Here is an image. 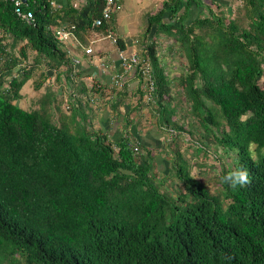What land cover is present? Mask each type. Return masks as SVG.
<instances>
[{
    "label": "trees",
    "instance_id": "1",
    "mask_svg": "<svg viewBox=\"0 0 264 264\" xmlns=\"http://www.w3.org/2000/svg\"><path fill=\"white\" fill-rule=\"evenodd\" d=\"M239 1L233 17L231 7L217 13L201 0H166L150 17L159 32L173 28L166 35L187 60L171 79L156 42L142 36L152 115L185 132L183 144L198 151L191 159L175 142L180 135L167 141L170 171L159 177L150 149L137 144L134 153L131 120L111 140L93 129L82 109L88 98L79 97L93 94L96 108L109 103L115 111L132 94L105 100L108 83L87 85L78 69L71 78L76 54L69 40L56 38L59 28L83 45L91 34L103 36L108 24L93 26L103 0L58 7L25 0L29 20L16 15L13 1L0 0V264H264V0ZM192 5L198 11L191 16ZM117 45L124 48L119 39ZM47 70L61 75L69 110L47 85L34 108L19 103L25 82L39 90ZM138 92L128 114L144 100ZM178 92L193 117L189 125L170 110ZM209 152L216 164L205 162ZM197 159L215 170V191L190 174ZM237 167L251 182L233 189L222 178Z\"/></svg>",
    "mask_w": 264,
    "mask_h": 264
},
{
    "label": "crops",
    "instance_id": "2",
    "mask_svg": "<svg viewBox=\"0 0 264 264\" xmlns=\"http://www.w3.org/2000/svg\"><path fill=\"white\" fill-rule=\"evenodd\" d=\"M89 0H76L79 4H87ZM166 0H120L117 9L112 15L110 26L112 27L116 37L124 45V52L129 54L132 51L141 52L145 48L143 44L142 36L145 34V43L148 45L154 41L157 44V55L162 66L164 67L165 73L170 76H177L171 73V70H176L179 65L177 62V48L178 46L173 43V40L164 34L163 32L157 31V25L155 23H149L151 16L156 15L162 9V3ZM216 3H222L224 0H214ZM58 4H62L64 0H56ZM198 11L197 7L192 5L190 9L191 16L196 14ZM199 13V12H198ZM162 21L169 23V12L164 11ZM147 31V32H146ZM157 32V33H156ZM92 42V48L94 55H87L81 48H75L74 43H69L72 46V53L76 54L79 58L80 63L77 66L79 70V79H82L87 85L90 83L98 84H109L110 71L104 70L98 64V60L110 61L114 68L121 71L119 66V59L117 55L116 46L111 44L108 40L103 39L100 33L91 34L88 38V42ZM88 44V43H87ZM85 44V45H87ZM180 64V68H183ZM61 75L56 76V71L47 70L45 76V82L42 88L37 90L41 91L38 95L39 99L42 100V95L46 90V85L51 87V90L56 92L58 100L63 99L64 104L67 102L68 92L62 90ZM125 76L128 77L129 85L126 89L131 95L130 101L126 100L115 111L109 106V103L105 106L89 107L85 105L82 107L84 111L88 112V118L92 123L93 129H99L101 132L108 133L109 138L116 140L119 138L125 130V122L131 120V125L128 127V133L130 140L133 143L147 147L152 151L154 156V167L157 172L169 171V160L167 157V146L165 142V134L160 131V119L153 117L152 113L154 107L152 102H146L145 97L142 100L141 106H136V111L128 114L131 109L130 106L137 105L139 98V90H142V82L134 71H129ZM56 77V80H55ZM60 79V80H57ZM105 90V89H104ZM62 91V92H61ZM107 91L105 90L104 95L106 96ZM144 92V91H143ZM54 94V93H53ZM175 97H177L175 95ZM175 107H177L175 105ZM181 139V138H180ZM179 139V140H180ZM158 169V171H157Z\"/></svg>",
    "mask_w": 264,
    "mask_h": 264
},
{
    "label": "built area",
    "instance_id": "3",
    "mask_svg": "<svg viewBox=\"0 0 264 264\" xmlns=\"http://www.w3.org/2000/svg\"><path fill=\"white\" fill-rule=\"evenodd\" d=\"M14 3V12L17 16L29 20L32 17V14L30 12H24L21 9V4L23 3V0H11ZM76 3V2H75ZM119 0H103V7L100 11L99 17L95 18L93 20V26H101L103 23H107L108 26L106 28V33L101 36L103 39L108 40L111 44L116 46L117 55L119 59V66L121 67V71L114 68V65L107 60H98V64L100 67L104 70L110 71V80L109 85L111 88H113V91H109V94L105 96V100H109L110 98L115 97V93L118 91L124 90L129 85L128 77L125 76L129 71H134V73L139 77L140 81L142 82V90L144 91V97L146 102H154L152 95L150 92L154 89L153 84V78H152V67L149 63V61L144 58L145 51L143 50L142 53L138 51H132L129 54H126L123 49L119 48L117 45V37L114 34V31L112 27L109 25V22L112 18L113 13L117 9ZM50 4L58 7V4L56 0H50ZM56 38L58 40H69L68 42H73L75 45H79L81 49H83L84 53L87 55H94V51L92 48V42L89 41V44L83 45L80 43L78 39L75 38V36L72 35V33L69 30H65L63 28H59L56 30ZM71 53V51H69ZM67 51L68 55H71ZM72 56V55H71ZM71 59V74L70 77L73 78L76 74L77 66L80 63L79 58L74 55ZM72 96H76V94L72 93ZM80 98H88L87 100L90 103L91 107H96L99 100L97 97L93 94H91L89 97H85L84 95H80ZM65 109L69 110V105L66 103L64 105ZM160 130L164 132L166 136V141H171L173 138H176L178 135L181 137H184L186 140L187 134L185 132L178 133L175 129H173L171 126H167L165 124L160 125ZM135 152H137V147H134Z\"/></svg>",
    "mask_w": 264,
    "mask_h": 264
},
{
    "label": "rangeland",
    "instance_id": "4",
    "mask_svg": "<svg viewBox=\"0 0 264 264\" xmlns=\"http://www.w3.org/2000/svg\"><path fill=\"white\" fill-rule=\"evenodd\" d=\"M201 1L204 4L211 5V7L217 13H219L220 11H224L227 13L228 9L231 7L232 8V13H231L232 16L231 17L235 16V9L237 7H239V5H240L239 0H224V1H222V3H216L215 2L216 4L215 3L210 4V0H201ZM223 2H225V3H223ZM218 6H220V7L218 8ZM170 28L171 29L168 31L164 30L163 33L164 34H166V33L168 34V32L172 33L173 28L172 27H170ZM176 53H177V62H178L176 65H179V68L176 70H171V73L173 75L175 73H177V75H179L180 72L185 71L184 68H180V64L184 65V67H186V65H187V60H186L185 56L183 55L181 49H178ZM29 55H31V53H29L28 56ZM30 57L31 56H29V58ZM174 77H176V76H170L171 79ZM32 82H33V80L29 79L28 81L25 82V84L23 85V87L21 89L22 99L19 101V103L27 109L34 108L36 106V104L38 103L37 102L38 97H39L38 95H40L42 92V90L41 91H35L33 88L34 86H33ZM173 84H174V86H173V89H174L176 82L173 81L172 85ZM41 88L44 90L45 87L42 86ZM180 93L178 92L176 94V96L180 95ZM175 102L177 103V107L175 108V105L174 106L171 105L172 108H170L171 112L172 113L174 112V114H172V115L173 116L175 115L174 117L177 118L178 122L185 123V125H189L190 122L193 120V117L186 113V111L189 107H188L187 102L185 101L184 96L183 95H181L180 97L177 96L175 99ZM60 107H62V109H64L63 100L60 103ZM182 113H185V114L183 115ZM188 138H189V136L187 135V138L185 141H188ZM179 139L178 140L176 139L175 142L177 144H179L183 150L188 151V153H185V155L187 157H190L191 159H193V156H191L192 153H189V152L197 153L198 151L193 150V149H188V146L186 144H183L181 136L179 137ZM197 161L201 162L200 159H197L196 161L190 163V167H189L190 174L192 176H194L195 178H197L198 180L205 182L211 192L215 191V187L218 185V182L214 178L215 173H216L215 170L213 171L212 169H208V168L206 169L205 164L199 165V162L197 163ZM214 161H215V159H214L212 152H209L208 155H206L205 162L216 164V161L215 162ZM157 171H158V169H157ZM157 173H159V177H161L163 174V172H161V173L157 172Z\"/></svg>",
    "mask_w": 264,
    "mask_h": 264
},
{
    "label": "clouds",
    "instance_id": "5",
    "mask_svg": "<svg viewBox=\"0 0 264 264\" xmlns=\"http://www.w3.org/2000/svg\"><path fill=\"white\" fill-rule=\"evenodd\" d=\"M165 142H166V136H165ZM136 145H137L136 143H133V150H134V147H136ZM113 147L116 149V147L114 145H113ZM134 153L137 154L138 150H137V152H135V150H134ZM222 181L224 183H227L233 189H235L237 186L243 187V186H245V185H247V184H249L251 182L250 179H249L248 170H246L243 167H237V168H234V169L230 170L222 178Z\"/></svg>",
    "mask_w": 264,
    "mask_h": 264
},
{
    "label": "water",
    "instance_id": "6",
    "mask_svg": "<svg viewBox=\"0 0 264 264\" xmlns=\"http://www.w3.org/2000/svg\"><path fill=\"white\" fill-rule=\"evenodd\" d=\"M23 1H25V0H23Z\"/></svg>",
    "mask_w": 264,
    "mask_h": 264
}]
</instances>
